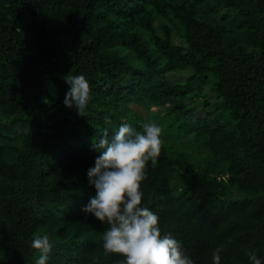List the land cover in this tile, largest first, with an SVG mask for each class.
<instances>
[{
  "label": "trees",
  "instance_id": "16d2710c",
  "mask_svg": "<svg viewBox=\"0 0 264 264\" xmlns=\"http://www.w3.org/2000/svg\"><path fill=\"white\" fill-rule=\"evenodd\" d=\"M67 75L90 84L85 116ZM145 122L162 126L140 189L161 235L194 264L217 247L264 264V0H0V264H36V234L46 264H121L83 211L87 173L94 140Z\"/></svg>",
  "mask_w": 264,
  "mask_h": 264
},
{
  "label": "clouds",
  "instance_id": "9594fccd",
  "mask_svg": "<svg viewBox=\"0 0 264 264\" xmlns=\"http://www.w3.org/2000/svg\"><path fill=\"white\" fill-rule=\"evenodd\" d=\"M65 79L70 88L63 103L85 116L91 92L88 80L84 75ZM105 122H110L108 117ZM161 134L155 122L143 123L141 130L123 123L111 139L106 131L98 143L94 140L100 155L87 175L97 192L83 211L109 226L101 237L102 248L106 255L122 256L121 264H194L180 242L170 234L161 235L159 217L142 206L141 182L149 161L155 165L160 154ZM30 246L40 253L36 264H46L52 250L48 236L34 235ZM221 251L217 247L212 252L213 264H220ZM246 255L252 264H262L255 251Z\"/></svg>",
  "mask_w": 264,
  "mask_h": 264
},
{
  "label": "rangeland",
  "instance_id": "374dc122",
  "mask_svg": "<svg viewBox=\"0 0 264 264\" xmlns=\"http://www.w3.org/2000/svg\"><path fill=\"white\" fill-rule=\"evenodd\" d=\"M161 31V30H160ZM176 39L179 41L180 40V37L178 36V35H176ZM183 79V78H182ZM206 88L208 89L209 88V86H206ZM135 108L137 109V111L138 112H140V113H143L144 115L147 113L142 107H139V106H135ZM154 111H156L157 110V108H155V107H153L152 108ZM160 124H161V122H160ZM161 128H162V126H161ZM166 138V137H165ZM189 153H198V151L196 150H193V148H189L188 150H187Z\"/></svg>",
  "mask_w": 264,
  "mask_h": 264
}]
</instances>
